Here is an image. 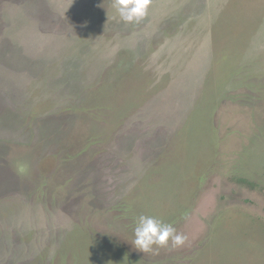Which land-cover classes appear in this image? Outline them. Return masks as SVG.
Returning a JSON list of instances; mask_svg holds the SVG:
<instances>
[{
  "label": "rangeland",
  "instance_id": "1",
  "mask_svg": "<svg viewBox=\"0 0 264 264\" xmlns=\"http://www.w3.org/2000/svg\"><path fill=\"white\" fill-rule=\"evenodd\" d=\"M112 2L0 0V264H264V0Z\"/></svg>",
  "mask_w": 264,
  "mask_h": 264
},
{
  "label": "clouds",
  "instance_id": "2",
  "mask_svg": "<svg viewBox=\"0 0 264 264\" xmlns=\"http://www.w3.org/2000/svg\"><path fill=\"white\" fill-rule=\"evenodd\" d=\"M151 0H113L112 7L127 23H138L146 14ZM132 245L139 251L154 252L162 247L178 248L187 237L176 228L153 216L141 214L134 219ZM155 246V248H154Z\"/></svg>",
  "mask_w": 264,
  "mask_h": 264
}]
</instances>
